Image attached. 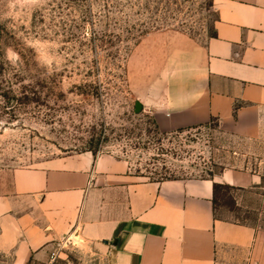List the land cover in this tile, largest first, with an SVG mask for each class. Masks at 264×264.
Masks as SVG:
<instances>
[{"label": "rangeland", "instance_id": "374dc122", "mask_svg": "<svg viewBox=\"0 0 264 264\" xmlns=\"http://www.w3.org/2000/svg\"><path fill=\"white\" fill-rule=\"evenodd\" d=\"M217 17L213 0H0V194L14 168L85 150L121 155L148 180L264 176V125L252 136L216 121L167 133L142 109L169 54L204 45ZM216 207L264 230V185L217 184ZM62 246L56 264L90 261Z\"/></svg>", "mask_w": 264, "mask_h": 264}, {"label": "crops", "instance_id": "0c3cea01", "mask_svg": "<svg viewBox=\"0 0 264 264\" xmlns=\"http://www.w3.org/2000/svg\"><path fill=\"white\" fill-rule=\"evenodd\" d=\"M215 35L169 54L142 89L159 131L211 121L252 136L264 125V0H213ZM260 172L148 180L109 152L66 153L12 170L0 194V264H47L65 243L78 264H264V230L217 215L216 185Z\"/></svg>", "mask_w": 264, "mask_h": 264}, {"label": "built area", "instance_id": "2783aa9c", "mask_svg": "<svg viewBox=\"0 0 264 264\" xmlns=\"http://www.w3.org/2000/svg\"><path fill=\"white\" fill-rule=\"evenodd\" d=\"M56 256L54 253L50 256L49 262L47 264H56Z\"/></svg>", "mask_w": 264, "mask_h": 264}, {"label": "trees", "instance_id": "16d2710c", "mask_svg": "<svg viewBox=\"0 0 264 264\" xmlns=\"http://www.w3.org/2000/svg\"><path fill=\"white\" fill-rule=\"evenodd\" d=\"M213 35H215V30H214V33L211 36H213ZM161 177H162V179H158V180L170 179V177L167 178L166 175H162ZM171 178H173V177H171Z\"/></svg>", "mask_w": 264, "mask_h": 264}]
</instances>
